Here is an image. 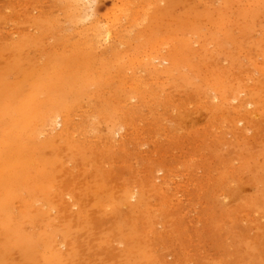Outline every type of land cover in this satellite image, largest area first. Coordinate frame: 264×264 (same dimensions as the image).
<instances>
[{
  "label": "rangeland",
  "instance_id": "rangeland-1",
  "mask_svg": "<svg viewBox=\"0 0 264 264\" xmlns=\"http://www.w3.org/2000/svg\"><path fill=\"white\" fill-rule=\"evenodd\" d=\"M78 2L0 0V264H264V0Z\"/></svg>",
  "mask_w": 264,
  "mask_h": 264
},
{
  "label": "bare ground",
  "instance_id": "bare-ground-1",
  "mask_svg": "<svg viewBox=\"0 0 264 264\" xmlns=\"http://www.w3.org/2000/svg\"><path fill=\"white\" fill-rule=\"evenodd\" d=\"M71 2V1H70ZM74 7H75V5L76 6H79V2H78V0H74ZM71 5H73V4H71ZM72 7V6H71ZM80 7V6H79ZM79 15V14H78ZM77 15V16H78ZM88 16V15H87ZM86 17V16H85ZM82 20V19H81ZM111 24V23H110ZM93 27V26H92ZM111 28V27H110ZM109 27L108 28H105V29H102V30H99V31H95L96 32V35L97 36H95V37H97V39H98V41L100 40V39H103V40H111L112 39V37H113V35H112V33H111V29H110ZM115 29V28H114ZM117 30V29H116ZM121 31V30H120ZM114 33V32H113ZM117 35V34H116ZM116 37V36H115ZM117 38V37H116ZM90 39V38H89ZM93 41V40H92ZM85 43V42H84ZM182 44H183V42H182ZM191 45V44H190ZM100 47V46H99ZM188 48V47H187ZM94 49V48H93ZM116 52V51H115ZM92 54V53H91ZM118 54V53H117ZM178 55V54H177ZM179 56V55H178ZM148 58V57H147ZM81 60V59H80ZM148 60V59H147ZM59 61V60H58ZM80 62V61H79ZM48 63V62H47ZM50 64V63H49ZM91 64H92V62H91ZM83 65V64H82ZM81 65V66H82ZM105 65V64H104ZM150 65V64H149ZM152 65V64H151ZM75 66H77V65H75ZM80 66V67H81ZM56 69H58V68H56ZM70 69V68H69ZM83 69V68H82ZM61 71V70H60ZM64 71V70H63ZM71 72H74V71H71ZM93 72V71H92ZM65 74H66V72H64ZM75 73H76V71H75ZM68 74V73H67ZM64 77V76H63ZM90 78V77H89ZM217 78H218V76H217ZM30 79V78H29ZM39 79V78H38ZM47 79V78H46ZM68 79V78H67ZM216 79V78H215ZM219 79V78H218ZM37 80V79H36ZM41 80V79H40ZM95 80V79H94ZM33 80H31V82H32ZM35 81V80H34ZM33 81V82H34ZM93 81V80H92ZM217 82H219V81H216L215 83H217ZM227 82V81H226ZM30 83V82H29ZM36 83V82H35ZM44 83H45V81H44ZM77 83V82H76ZM105 83H106V81H105ZM121 83V82H120ZM31 84V83H30ZM34 84V83H33ZM59 84V83H58ZM61 84H63V83H61ZM69 84V83H68ZM218 84V83H217ZM219 85V84H218ZM230 86V85H229ZM78 87V86H77ZM222 87V86H221ZM235 89H237V88H235ZM239 89V88H238ZM45 90V89H44ZM43 90V91H44ZM234 90V89H233ZM241 90V89H240ZM30 91V90H29ZM32 91V90H31ZM231 91V90H230ZM239 91V90H238ZM226 92H228V91H226ZM254 92V91H253ZM17 93V92H16ZM55 94V93H54ZM31 96H35V95H31ZM57 96V95H56ZM217 96V95H216ZM220 96V95H219ZM229 97V96H228ZM231 97V96H230ZM229 97V98H230ZM53 98H54V96H53ZM221 100H225V102H226V100H227V95H224V93H223V95L222 96H220L219 97ZM27 99H29V98H27ZM31 99H33V97H31ZM38 99V98H37ZM242 98H240V94H238L237 93V95L235 96V97H233L231 100L233 101V100H241ZM43 100V99H42ZM22 101V100H21ZM20 101V102H21ZM228 101V100H227ZM245 100H242V102L239 104V107L241 108V107H243V106H245V104L246 103H248V102H244ZM49 102H50V100H49ZM52 102H53V99H52ZM250 102V101H249ZM36 103H39L38 101L36 102ZM142 103V102H141ZM15 104V103H14ZM20 104H22V103H20ZM250 104V103H249ZM40 105V104H39ZM21 107V106H20ZM52 107V106H51ZM14 108H15V106H14ZM27 108V107H26ZM40 108V107H39ZM66 109V108H65ZM64 109V110H65ZM69 109V108H68ZM9 110V109H8ZM63 110V109H62ZM236 110H239V111H236L237 112V114H240L236 119H234V121L233 122H235V125H237L238 123L237 122H240V121H243L244 120V115H242L241 113H242V108L241 109H236ZM10 111V110H9ZM23 111V110H22ZM46 111V110H45ZM48 111V110H47ZM67 111V110H66ZM41 112H43L42 110H41ZM252 113V112H251ZM245 114V113H244ZM41 115V114H40ZM65 115H67V114H65V112H62V111H54V110H50V112H48V113H45L44 115H42L40 118H38V121H37V123H36V125H38V126H41L42 127V130L43 131H47V130H49V131H51V130H55L57 127H56V125L58 124V123H60L59 125H61L62 126V128H60V131L58 132V134H59V136L61 137V138H63V137H65L66 136V133H67V131H68V128H69V123H68V121H69V119L65 116ZM35 118V117H34ZM11 119V118H10ZM19 119H20V117H19ZM58 119H61L60 121L58 120ZM20 123V122H19ZM25 123H26V121H25ZM58 125V126H59ZM24 127H26V126H24ZM23 129V128H22ZM30 129V128H29ZM24 130V129H23ZM39 131V130H38ZM117 131V130H116ZM21 132V131H20ZM24 132V131H23ZM31 132H33L32 130H31ZM41 132V131H40ZM34 133V135H35V132H33ZM42 133V132H41ZM17 134H18V130H17ZM17 134H15V135H17ZM30 134V133H29ZM33 135V134H32ZM33 135V136H34ZM37 135V134H36ZM23 136H25V135H23ZM31 136V135H30ZM32 136V137H33ZM19 137V136H18ZM17 137V138H18ZM27 139V138H26ZM29 139V138H28ZM31 139V138H30ZM65 139V138H64ZM19 142H21V140L19 141ZM15 152V151H14ZM174 179V178H173ZM131 195V194H130ZM133 195V194H132ZM69 196V195H68ZM136 196V195H135ZM70 204V203H69ZM127 204V203H126ZM6 213V212H5ZM4 213V214H5Z\"/></svg>",
  "mask_w": 264,
  "mask_h": 264
}]
</instances>
